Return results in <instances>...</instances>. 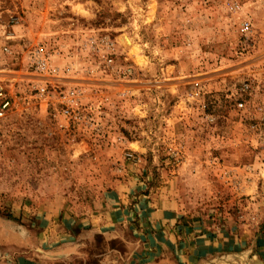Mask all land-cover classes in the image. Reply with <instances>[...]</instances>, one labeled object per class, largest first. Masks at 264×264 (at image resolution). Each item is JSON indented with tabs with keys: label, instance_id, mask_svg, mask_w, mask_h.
Listing matches in <instances>:
<instances>
[{
	"label": "rangeland",
	"instance_id": "374dc122",
	"mask_svg": "<svg viewBox=\"0 0 264 264\" xmlns=\"http://www.w3.org/2000/svg\"><path fill=\"white\" fill-rule=\"evenodd\" d=\"M238 1L245 35L221 0H0V77L23 94L20 49L39 39L83 68L95 59L86 39L108 37L136 71L132 81L80 74L83 97L99 104L92 132L58 127L29 99L0 120V216L19 222L51 200L79 211L136 177L165 186L188 218L243 238L242 251L202 264L264 263L263 126L250 129L226 95L246 77L263 99L264 0Z\"/></svg>",
	"mask_w": 264,
	"mask_h": 264
},
{
	"label": "crops",
	"instance_id": "0c3cea01",
	"mask_svg": "<svg viewBox=\"0 0 264 264\" xmlns=\"http://www.w3.org/2000/svg\"><path fill=\"white\" fill-rule=\"evenodd\" d=\"M136 179L79 211L51 200L19 222L0 216V264H202L242 248L232 228L188 218L165 186L153 192Z\"/></svg>",
	"mask_w": 264,
	"mask_h": 264
},
{
	"label": "built area",
	"instance_id": "2783aa9c",
	"mask_svg": "<svg viewBox=\"0 0 264 264\" xmlns=\"http://www.w3.org/2000/svg\"><path fill=\"white\" fill-rule=\"evenodd\" d=\"M221 2L230 14L236 16L239 34L245 35L249 32L251 18L242 12V3L238 0H221ZM16 20V17H12L10 21L16 23ZM9 37L12 35L6 36V38ZM93 42L94 46L91 45ZM86 43L91 47L92 55L89 57L94 56L95 59H91L94 62L92 65L83 68L76 60H63L58 49L48 46L41 39L36 40L33 44L25 43L20 49V59L24 71L28 75L26 84H29L31 94H23L24 90L19 84L20 81L15 80L14 77L1 76L0 120L18 105L28 102L29 99L35 102L34 109L36 111L48 114L60 128L68 130L77 127L79 130L87 132L97 130L94 112L96 113L98 110L99 104L98 102H89L83 97L85 89L82 87L83 83L78 79L85 77L80 74L105 81L112 78L132 81L136 71L133 63L120 56L113 39L104 37L96 41L94 38L88 37ZM1 50L3 53L13 54L8 45H3ZM258 91L261 92L260 81L245 77L228 90L226 95L240 117L258 122L249 123V128L256 129V125L260 124L263 126L264 135V96L262 100H255L254 94ZM196 93L194 91L192 95ZM262 94L264 95V87ZM203 106L204 104H202ZM209 119L212 120L213 117L209 116ZM230 121L228 120L227 123L229 124ZM120 139L122 138L117 137V140ZM123 155L126 159H133L131 150H125Z\"/></svg>",
	"mask_w": 264,
	"mask_h": 264
},
{
	"label": "bare ground",
	"instance_id": "6f19581e",
	"mask_svg": "<svg viewBox=\"0 0 264 264\" xmlns=\"http://www.w3.org/2000/svg\"><path fill=\"white\" fill-rule=\"evenodd\" d=\"M239 258L242 259L241 256H239ZM251 258V262L248 264H263L255 256H252Z\"/></svg>",
	"mask_w": 264,
	"mask_h": 264
},
{
	"label": "trees",
	"instance_id": "16d2710c",
	"mask_svg": "<svg viewBox=\"0 0 264 264\" xmlns=\"http://www.w3.org/2000/svg\"><path fill=\"white\" fill-rule=\"evenodd\" d=\"M7 218H9V219H13V218H11V217H7Z\"/></svg>",
	"mask_w": 264,
	"mask_h": 264
},
{
	"label": "water",
	"instance_id": "95a60500",
	"mask_svg": "<svg viewBox=\"0 0 264 264\" xmlns=\"http://www.w3.org/2000/svg\"><path fill=\"white\" fill-rule=\"evenodd\" d=\"M259 260V259H258ZM260 261V260H259ZM261 263H263L262 261H260ZM264 264V263H263Z\"/></svg>",
	"mask_w": 264,
	"mask_h": 264
}]
</instances>
